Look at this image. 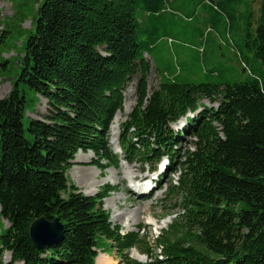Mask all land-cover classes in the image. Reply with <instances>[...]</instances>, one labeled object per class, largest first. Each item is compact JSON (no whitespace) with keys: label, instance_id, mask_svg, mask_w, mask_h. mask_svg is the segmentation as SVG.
I'll list each match as a JSON object with an SVG mask.
<instances>
[{"label":"trees","instance_id":"1","mask_svg":"<svg viewBox=\"0 0 264 264\" xmlns=\"http://www.w3.org/2000/svg\"><path fill=\"white\" fill-rule=\"evenodd\" d=\"M198 8L194 47L210 75L181 82L154 51L162 39L175 42L176 17ZM153 70L159 82L150 88ZM131 84L138 100L120 136L127 160L176 158L171 126L188 113L197 138L178 162L185 230L175 228L163 260L150 264H264V0H42L12 90L0 99V252L11 254L9 264H96L104 238L120 264H142L129 251L144 240L122 234L103 209L113 188L87 196L68 176L80 152L93 153L98 168L118 166L109 131ZM40 98L46 114L29 117ZM39 218L61 221V242L34 245L29 230Z\"/></svg>","mask_w":264,"mask_h":264},{"label":"rangeland","instance_id":"2","mask_svg":"<svg viewBox=\"0 0 264 264\" xmlns=\"http://www.w3.org/2000/svg\"><path fill=\"white\" fill-rule=\"evenodd\" d=\"M41 4L42 0H0V34L3 33V30H7L10 33L7 38V44L0 46V99L7 96L12 90L13 83L19 72V64L25 53L28 38L35 31L37 12ZM258 9V6H256L255 12L256 15L259 16L260 12ZM203 13V10L198 8L196 14L190 15L185 13V15L180 14L176 17L178 23L171 29L175 42L170 44L167 40L162 39L154 51L157 65L159 67L169 68L172 71L176 70L177 72H181L179 79L181 82L193 80L195 83L207 82L206 76L210 75L206 73V68L209 69L210 66L205 65L201 61L194 47V44H198L195 28L201 25ZM147 40V36H144V41ZM228 53L230 54V59L227 60V62H229L231 66L238 67L239 62L235 55L231 52ZM148 59L150 58L148 57ZM149 81L150 88L158 84L159 76L156 70H153ZM24 89L25 88L22 87V91H24ZM125 94L126 101L124 103V110L123 112H119L121 117L120 123L127 120L129 113L136 106L138 100L133 84L128 86ZM27 96L31 98V92L27 91ZM202 102L203 105L207 107L216 105L210 103L208 100H203ZM126 104L129 106L128 109L125 107ZM47 107V101L44 98H40L35 111L28 113V116L42 119L43 115L47 112ZM183 122L184 120L181 122L179 121L173 125V128L176 130H183L186 124H183ZM181 124H183V126ZM26 125H28L27 119ZM194 139L195 138L191 137L189 133L183 135L182 140L186 142L183 145L184 149H187ZM112 147L113 145L111 148ZM114 152L115 154L120 152L118 151V147L114 148ZM84 154L90 156L89 160H85V158H79L81 160H78L76 156L73 161V166L68 171L70 181L85 195L92 197L98 195L100 192L113 188L114 190H111L110 194L103 200V209L109 214L111 223H113V225H118L122 233L129 231L139 232L141 237L146 239L148 245L153 247L155 238L151 232L153 231V226L149 225V218L152 217L159 222L168 216L173 219L176 214L182 212L181 210H175L176 207L173 206L175 203H180L181 197L179 195L173 196L170 201L165 200L167 192L172 186V182L177 180L178 173L169 169L171 172L168 171L169 173L162 179L161 190L151 197L140 199L136 197L131 198L129 192L126 191V183L129 174L137 176L134 179L135 181L139 180V178L148 179L149 177L155 176V174L150 173L151 169L156 168V171H162L165 165L162 164L160 166V164H158V166H146L138 161L133 163L122 161L116 168H98L90 164L92 159H95L94 156L90 153H83V155ZM117 155H120V153ZM162 162L166 163V161ZM101 164L105 165L106 163L102 162ZM85 169L92 170L90 173L91 175L88 176V182L105 180V182H102V184L96 188V191L92 195L87 193L86 185H81L82 182L79 181V176ZM108 178H111L110 182L107 181ZM136 188L138 189V186H136ZM162 201L164 202L162 203ZM139 207L143 208L141 211L142 213L138 210H134ZM117 212L121 213L119 217L116 216ZM4 224L5 227H9L7 221H5ZM145 246L146 243H143L138 249L130 250L129 256L131 258L139 256L144 259V257H146V255H144ZM159 248L158 246H154V254L160 255ZM138 252L142 254V256L138 254ZM97 253L98 256L103 254L109 257L108 261L96 262L97 264H120L122 262L120 256L104 238L100 239V246ZM10 260V253L0 252V264H9ZM145 261L147 262L149 259L146 257Z\"/></svg>","mask_w":264,"mask_h":264},{"label":"bare ground","instance_id":"3","mask_svg":"<svg viewBox=\"0 0 264 264\" xmlns=\"http://www.w3.org/2000/svg\"><path fill=\"white\" fill-rule=\"evenodd\" d=\"M125 107H126V109H128V108H129L128 104H126ZM120 121H121V117H120V115H119V113H118V114L116 115V117H115L113 123H112V126H111V144L113 145L114 148H117V147H118V136H119ZM88 154H89V153H88ZM77 157H78V158H77L78 160H81V159H79V158H85V160H89V158H90L89 155H85V154L83 155V153H81V152L78 153ZM74 171H76V170H74ZM74 171H73V172H74ZM91 171H92V170H89V169H85V170H83V172H82V173L80 174V176H79V181L82 182L81 185H82V184L86 185V187H87V193H90V194L92 195V194H94V192L96 191V188H97L100 184H102V182H105V180H104V181L99 180V181H89V182H88V176L91 175V174H90ZM94 171H95V170H94ZM129 177H130L131 180H133V178H134V177H137V176L129 174ZM110 180H111V178H108V179H107V181H109V182H110ZM134 186H135V188H136V186H138L137 191H138V192H142L143 184H141V185H134ZM134 210H135V211L138 210V211H140V213H142L141 211L143 210V208H142V207H139V208H136V209H134ZM120 214H121V213H118V212H117V213H116V216L119 217ZM141 215H142V214H141ZM129 217H130V216H129ZM149 223H150V224H152V223L155 224L154 218L150 217V218H149ZM166 223H168V220H164V221L161 223V227H162V224H166ZM135 258H137L138 260H141V261L144 260L142 257H139V256H136ZM106 260L108 261V260H109V257H107L106 255H103V254H100V255L98 256V258H97V262H98V263H99V262H106Z\"/></svg>","mask_w":264,"mask_h":264},{"label":"water","instance_id":"4","mask_svg":"<svg viewBox=\"0 0 264 264\" xmlns=\"http://www.w3.org/2000/svg\"><path fill=\"white\" fill-rule=\"evenodd\" d=\"M30 238L38 249H47L62 241L64 225L59 219L39 218L30 226Z\"/></svg>","mask_w":264,"mask_h":264}]
</instances>
